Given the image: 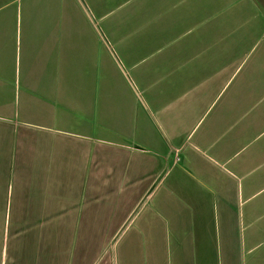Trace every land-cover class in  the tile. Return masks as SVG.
<instances>
[{
	"label": "crops",
	"instance_id": "0c3cea01",
	"mask_svg": "<svg viewBox=\"0 0 264 264\" xmlns=\"http://www.w3.org/2000/svg\"><path fill=\"white\" fill-rule=\"evenodd\" d=\"M0 264H264V0H0Z\"/></svg>",
	"mask_w": 264,
	"mask_h": 264
}]
</instances>
